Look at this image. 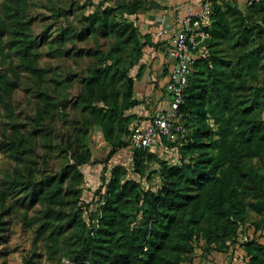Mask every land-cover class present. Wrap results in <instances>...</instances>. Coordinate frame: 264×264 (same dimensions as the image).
Wrapping results in <instances>:
<instances>
[{
  "label": "trees",
  "instance_id": "trees-1",
  "mask_svg": "<svg viewBox=\"0 0 264 264\" xmlns=\"http://www.w3.org/2000/svg\"><path fill=\"white\" fill-rule=\"evenodd\" d=\"M9 1L12 6L5 9L4 21L0 20V41L7 36L22 69L36 74L32 52L37 42L30 38L28 23L23 19L26 0ZM109 1L100 0L97 10L84 17L88 33L107 29L105 33L130 47L128 62L127 65L122 63L111 50L109 56L113 64L95 69L83 79L86 95L81 101L110 147L102 162L104 165L130 143L136 118L126 112L142 103L133 96L135 82L145 70L139 64L144 49L154 46L149 35L140 33L135 19L131 22L126 17H137L147 9L158 7L151 0H116L113 5ZM238 2L250 12L261 15L263 26L255 33L264 37V0L251 3L212 0L205 26L209 38L188 78L185 103L181 107V122L188 135L181 144L162 139L164 147L177 148L179 160L171 165L165 160L160 162V191L142 193L135 180L126 178L124 166H115L99 198L98 214L94 217L90 214V223H87L83 210L88 206L79 203L84 181L80 167L90 163L88 152L76 155L74 162L57 174L39 180L32 175L17 174L7 183L5 195L30 207H42L40 215L33 220L37 225L36 239L61 236L73 228L75 233L67 248L73 264H182L193 253L195 239L214 247L205 254L211 250L224 252L238 243L239 229L247 217L243 197L248 195L250 210L259 218L253 232L260 236L246 238V243L240 247L245 264H264V119L261 117L264 91L252 96L247 94L248 79L253 78L258 69L260 52L228 61L218 50H213L232 37L229 17L238 22L242 33L253 31L244 26L246 18L238 11ZM118 16L123 18L118 19ZM60 37V43L85 40V35L75 36L71 31L63 32ZM243 39L246 40V36ZM239 45L236 42L234 46ZM72 55L80 56L78 52ZM132 70L136 71L135 77L128 75ZM14 79L0 75V98L17 87L16 75ZM120 80L122 89L118 99L115 85ZM48 115L49 107L45 106L37 113L36 129L27 138L18 130L13 133V139L5 148L11 160L17 164L23 162L28 142L43 133L41 126ZM126 135L128 139L124 138ZM87 136L85 129L84 143ZM134 151L135 171L142 174L146 160L155 156L148 150ZM182 154L189 155V160L182 158ZM255 159L262 162L261 168L246 165L247 161ZM67 207L73 210L71 216L65 211ZM192 261L191 258L189 263Z\"/></svg>",
  "mask_w": 264,
  "mask_h": 264
},
{
  "label": "rangeland",
  "instance_id": "rangeland-1",
  "mask_svg": "<svg viewBox=\"0 0 264 264\" xmlns=\"http://www.w3.org/2000/svg\"><path fill=\"white\" fill-rule=\"evenodd\" d=\"M99 1H25L23 19L28 23L30 38L37 42V47L32 52L36 74L27 73L22 69L20 59L9 47L7 36L0 41V75H6L11 81L15 80L14 75L17 77V87L10 94L2 95L0 98V264H27L30 260H33L34 264H73L69 260L67 248L72 242L74 229H67L61 236L36 239L37 225L33 220L40 215L42 207L39 205L30 207L29 204H23L5 195L7 183L15 175H32L35 180H39L57 174L67 165L72 164L76 155L88 152L90 163L80 167L84 181L79 205L87 204V209L84 207L83 210V218L90 223V214L93 217L98 214L99 198L105 192V185L113 167L124 166L126 178L135 180L142 193L147 191L158 193L162 186L158 175L161 169L160 162L165 160L171 165L179 160L177 148L154 146L148 152L155 157L146 160L143 173L140 174L135 171L133 164L135 151L128 143V146L119 149L106 165L102 163L110 147L103 140L101 128L92 123L88 111L81 102L86 95L83 79L93 70L113 64L114 60L109 56L111 50L115 51V58L127 65L130 47L118 43L113 35L105 33L107 29H96L95 32L88 33V23L84 17L97 10ZM115 1L110 0L109 4L113 5ZM9 6H12L9 0H0L2 22L4 11ZM238 11L246 18L244 26L253 31L248 34L242 33L238 22L229 17L232 37L213 50H218L219 54L228 61H236L248 53L260 52L258 69L253 78L249 77L247 84V94L252 96L264 91V37L255 33L258 27L262 28L263 23L259 13L250 12L239 2ZM122 18L118 16V19ZM126 19L134 21L132 16ZM65 31H71L75 36L85 35V40H66L60 43L58 39ZM243 36L247 39L244 40ZM236 42L240 45L234 46ZM65 52L67 53L65 56L60 54ZM73 52H78L80 56L75 57L72 55ZM153 73L152 68L144 70L142 76L135 82L133 95L134 98L142 95L139 100L143 108L138 106L137 108L143 113L146 111L149 115L167 109L165 101L167 68L164 71L163 66L159 67V70L155 71L156 74ZM128 75L135 77L136 71L132 70ZM121 89L122 80L115 85L118 99L121 98ZM94 104L96 103L92 105ZM45 106L49 107V115L42 123L43 133L37 138H31L27 144L28 149L22 157L23 162L17 164L9 158L5 150L6 145L13 139L16 130L27 138L28 134L36 129L34 120L37 113ZM137 108L127 111L126 114L135 116L136 120H144L148 114L141 115L135 110ZM261 117L264 119V112ZM85 129L88 130V136L84 143L82 134ZM124 138L128 139V135ZM182 158L187 161L189 155L184 157L182 154ZM246 165L259 169L262 162L255 159L247 161ZM2 195L5 199L1 197ZM243 201L247 209V217L239 229L237 241L240 246L248 239L260 236L259 233L253 232L254 224L259 218L250 210L251 199L245 195ZM65 211L70 214L69 216L73 214L71 207L65 208ZM192 245L193 253L182 264H190L191 258L193 264L196 259L206 258L214 252L211 250L205 254L208 249L214 247L208 246L202 239H195Z\"/></svg>",
  "mask_w": 264,
  "mask_h": 264
},
{
  "label": "built area",
  "instance_id": "built-area-1",
  "mask_svg": "<svg viewBox=\"0 0 264 264\" xmlns=\"http://www.w3.org/2000/svg\"><path fill=\"white\" fill-rule=\"evenodd\" d=\"M240 1L251 3L258 0ZM195 4L198 10L194 12L190 9L186 15L181 16L176 28L165 25L158 33V36L164 37L168 46V61L164 65L168 71L165 83L167 109L133 123L130 136V148L133 150L164 147L162 139L168 143L181 144L188 135L181 122V107L185 103L188 78L209 38L205 26L211 14L212 0H197Z\"/></svg>",
  "mask_w": 264,
  "mask_h": 264
},
{
  "label": "crops",
  "instance_id": "crops-1",
  "mask_svg": "<svg viewBox=\"0 0 264 264\" xmlns=\"http://www.w3.org/2000/svg\"><path fill=\"white\" fill-rule=\"evenodd\" d=\"M196 1L197 0H151V2L157 4L158 7L151 8L143 14L133 17L140 33L142 35H149L154 44V46L144 49L143 56L139 63L141 66H144L146 70L152 68L154 70L153 74L155 75V71H158L159 67L162 68L163 66L164 69V65H166V61H168V46L164 37L158 36V33L165 25L176 28L178 19L186 15L190 9L194 12L197 11L198 7L195 4ZM144 78L145 75L142 79L144 80ZM141 98L142 95L141 97H136L138 100ZM140 107H142V105L138 106V108ZM138 108L135 110L139 111L141 115L148 114L145 110V113H143V111ZM132 110L134 109H131V111ZM193 264H245L244 252L240 245L236 243L229 247L227 251L213 252L211 255H207L206 258L196 259Z\"/></svg>",
  "mask_w": 264,
  "mask_h": 264
}]
</instances>
